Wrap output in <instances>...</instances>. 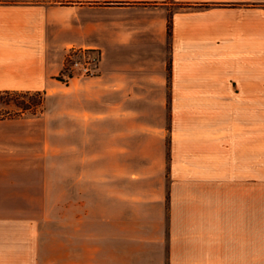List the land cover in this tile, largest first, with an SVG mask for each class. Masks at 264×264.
<instances>
[{
	"label": "crops",
	"instance_id": "1",
	"mask_svg": "<svg viewBox=\"0 0 264 264\" xmlns=\"http://www.w3.org/2000/svg\"><path fill=\"white\" fill-rule=\"evenodd\" d=\"M79 48L101 51L98 91L109 99L102 110L68 114L125 124L94 132L125 140L107 149L110 158L122 159L107 166L95 156L92 175L78 163L79 174L65 177L57 257L44 253L47 241L1 239L0 209V264H264V143L256 112L264 0H0V90L49 89L68 52ZM166 67H173L170 181L167 189L163 175L142 192L163 165L141 161L139 167L154 170L135 172L128 141L153 136L164 158L163 133L145 120L151 104L165 106ZM176 67H189L188 83ZM193 67L211 69L202 76ZM144 80H155L161 95L150 96ZM200 80L210 86L203 102L228 114L213 122L197 115L181 126L182 104L201 96L182 97L178 89ZM1 140V153L19 146ZM70 183L77 185V205L70 203Z\"/></svg>",
	"mask_w": 264,
	"mask_h": 264
},
{
	"label": "rangeland",
	"instance_id": "2",
	"mask_svg": "<svg viewBox=\"0 0 264 264\" xmlns=\"http://www.w3.org/2000/svg\"><path fill=\"white\" fill-rule=\"evenodd\" d=\"M70 68L64 67L61 73L54 77V85L43 90L46 97L44 113L35 116L27 112L22 117L7 118L14 121L0 123V142L1 139L3 141L8 139V141L19 145L12 153L0 152L1 239L21 240L23 245L34 238L39 241H47V244L43 245L45 246L43 251L46 256L49 254L53 257H57L60 252L62 193L68 186L65 177H75L79 174L78 163H86L87 170L92 175L95 170L93 163L95 156L100 155L103 160H107V166L110 165V161L119 163L122 158L117 156L110 158L107 149L110 145H120L126 142L121 137H114L113 139V137L105 134H94L95 129L96 131L100 128L112 127V129H117L125 126V124L121 125L119 122L100 123L99 121L94 123L93 120L85 117L73 118L77 113L69 116L68 113L73 114L78 110H99L101 105L102 110L105 107V102L109 99L108 96L99 94L98 91L101 78L97 77L102 74L100 67L94 76L82 74L77 70L71 71ZM169 68L171 69V76ZM193 68L197 71V75L202 76H206L211 69V67ZM188 69L189 67H176V71H179L180 74V81L188 83L190 80ZM165 72V106L163 108V105L157 102L151 104L149 116L145 120L152 129L160 128L159 130L163 133L162 143L166 145L164 158L158 150L159 145L161 147V141L153 136L139 135L128 141L133 144V169L135 172L154 170V168L139 167L141 161H156L157 164L163 165L156 171L153 179L145 181L142 187L140 186L139 190L142 192L158 184L157 179H161L163 175L167 176V189L170 181L168 172L171 161L173 67H166ZM68 74H70V78ZM202 80L198 82V85L204 82H201ZM154 81L144 80L148 85L150 96H157L159 93L161 95V91ZM262 84L260 89L261 107H258L256 112L260 108V123L264 143V67ZM69 85H71L70 88H65ZM209 87L208 85L205 86L204 83L193 88L183 85L178 89V94L182 97L201 96L199 99L197 97L198 102L193 100V102L187 101L182 104V109L180 108L181 117L178 121L181 126H185L191 118L195 119L197 115H202L204 121L213 122L219 120V115L228 114V110L221 105L213 107L207 106L203 102L202 97L210 91ZM220 90L225 91L223 87ZM78 93H80L81 100L77 98ZM251 97H253V91H251ZM25 100H28L27 96ZM13 101L11 100L10 105H8L1 99L0 114H15L17 108L12 104ZM219 103H222L221 100ZM258 122L256 116V123ZM86 132L88 133L86 134ZM262 163L264 191V154ZM104 170H109V167H103ZM70 186V203L77 205V185L70 183ZM85 194L88 208H95V195L88 183ZM75 213L77 212H70V219L75 218Z\"/></svg>",
	"mask_w": 264,
	"mask_h": 264
},
{
	"label": "trees",
	"instance_id": "3",
	"mask_svg": "<svg viewBox=\"0 0 264 264\" xmlns=\"http://www.w3.org/2000/svg\"><path fill=\"white\" fill-rule=\"evenodd\" d=\"M172 31V19L169 20L168 32L171 34ZM169 73L171 76V69L169 68ZM28 97V100H25V97ZM4 100L5 104L10 105L11 100H14L12 104L17 108L15 114H0V120L7 118H18L22 117L27 112H30L31 115L38 116L39 114L44 113L45 111V93L43 91H19V90H0V100Z\"/></svg>",
	"mask_w": 264,
	"mask_h": 264
},
{
	"label": "built area",
	"instance_id": "4",
	"mask_svg": "<svg viewBox=\"0 0 264 264\" xmlns=\"http://www.w3.org/2000/svg\"><path fill=\"white\" fill-rule=\"evenodd\" d=\"M101 63V51L96 48L71 49L65 61L64 67H71L70 70L80 71L82 74L96 75ZM70 78V74H68Z\"/></svg>",
	"mask_w": 264,
	"mask_h": 264
}]
</instances>
